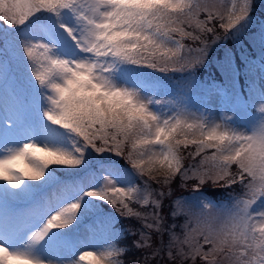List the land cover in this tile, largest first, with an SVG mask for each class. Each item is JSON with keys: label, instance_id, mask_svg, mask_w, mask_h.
Wrapping results in <instances>:
<instances>
[{"label": "snow or ice", "instance_id": "1", "mask_svg": "<svg viewBox=\"0 0 264 264\" xmlns=\"http://www.w3.org/2000/svg\"><path fill=\"white\" fill-rule=\"evenodd\" d=\"M252 10L0 0V264H264V24L259 64L210 55L249 32ZM213 63L218 116L166 83ZM177 178L195 183L173 198ZM85 221L99 239L80 238Z\"/></svg>", "mask_w": 264, "mask_h": 264}, {"label": "rangeland", "instance_id": "2", "mask_svg": "<svg viewBox=\"0 0 264 264\" xmlns=\"http://www.w3.org/2000/svg\"><path fill=\"white\" fill-rule=\"evenodd\" d=\"M253 2V10L251 12V16L253 18V24L249 32L244 35L239 42H234L232 39H229L225 45L217 48L210 55L213 60L222 59L224 55L225 48L231 50L235 62L239 66H243L242 57L248 56L251 59H254L257 64H259L260 57V43H259V28L260 25L264 24V0H252ZM222 34V33H221ZM190 43V42H189ZM171 74V75H170ZM215 77L217 82H219L222 77L219 71L215 68V64L209 69H201L198 70L195 74V77L192 79L187 78L186 74L181 73H168L166 76V83L170 86L171 89H175L177 93V99L182 100L184 103L193 107V110L196 107L207 104L210 109H212L215 114L218 116L220 114L219 106H221L222 101L215 94L209 95L205 89L203 81L210 80ZM258 81V78H257ZM241 83H243V77H241ZM158 98L167 99L168 97L161 96ZM231 115V113H228ZM112 159H118L116 157H112ZM120 163L123 165V160H120ZM185 165L189 163L186 159L184 161ZM63 178L62 173H58ZM179 179L175 181L172 185L173 187V198L180 195H187L191 190V184L195 183V181H189L188 186L186 188H179ZM153 187H158L153 185ZM203 191L206 195H209L214 200H218L222 195L226 196L227 192L221 194L218 191H215L210 184H206L204 186ZM239 191V189H237ZM217 196H220L219 198ZM169 206V201H165V213L167 212ZM134 207H138L135 206ZM105 210H109L107 206H105ZM83 225L80 226L79 235L81 239L89 237L92 235V230H95L97 233V238L100 237V225L98 222L94 221H85ZM132 227H138L137 222L135 220L123 219L121 218L117 227L121 229ZM134 237H127L123 239L122 243L130 244ZM155 239V237L153 238ZM166 239V237H165ZM90 250L89 248H82L81 251ZM79 252H77V256Z\"/></svg>", "mask_w": 264, "mask_h": 264}, {"label": "trees", "instance_id": "3", "mask_svg": "<svg viewBox=\"0 0 264 264\" xmlns=\"http://www.w3.org/2000/svg\"><path fill=\"white\" fill-rule=\"evenodd\" d=\"M123 229H125V228H123Z\"/></svg>", "mask_w": 264, "mask_h": 264}]
</instances>
